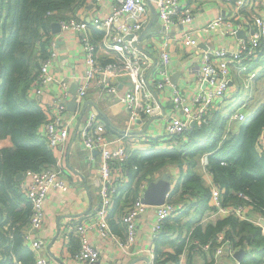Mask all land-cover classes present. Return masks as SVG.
<instances>
[{
	"label": "built area",
	"instance_id": "obj_1",
	"mask_svg": "<svg viewBox=\"0 0 264 264\" xmlns=\"http://www.w3.org/2000/svg\"><path fill=\"white\" fill-rule=\"evenodd\" d=\"M226 1L234 5L235 15L227 17L219 14L207 24L198 26L194 24V9L184 0H151L156 8L155 21L159 24L155 49L154 44L144 37L140 40V34L151 18L149 0H111L110 11L105 17L95 16L85 20L75 14L53 21L60 24L61 30L76 34L77 44L82 52L83 71L73 96L67 81L60 80L61 95H57L54 102L47 105L55 110V114L46 117L41 132L51 148L57 149L66 144L71 135V127L75 124L74 116L81 113L83 99L91 88L116 94L124 80L129 82L123 97L129 116V127L125 131L114 137L109 135L95 110H90L77 127V136L83 146L90 151H98L101 156V200L93 211L78 220L69 219L61 229L66 241L70 240L71 234L79 241V249L72 255L74 264H94L100 259L101 251L89 239L93 231H97L102 238L111 239L112 244L121 248L127 255L136 256L143 253L149 257V264H159L155 239L162 232L165 221L183 211L187 205L171 201L172 190L167 192L163 204L149 205L142 200L146 186L122 213L124 237L113 230L110 211L115 196L118 195L119 184L127 180L123 166L132 150L166 147L168 142L173 143L179 135L190 130L192 122L209 124L214 112L220 108L223 99L234 85L236 76L243 78L246 86L253 83L257 72L248 70V66L251 62H259L264 58V10H252V0ZM245 8H248L247 13L241 11ZM216 29L222 36L233 39L235 46L227 48L206 43L200 61L185 68V75L193 78L197 84L195 94L188 97L182 87L173 83L168 70L172 59L171 44L179 35L183 47L196 48L199 47V39L196 36L198 33ZM95 30L101 32L97 40L94 38ZM240 30L244 31V37L238 36ZM211 39L215 40L213 36ZM55 46L56 41L51 37L49 56L40 62L28 89V94L32 97L37 98L46 92V84L51 79L50 66L58 57ZM245 71L248 73L247 78L244 76ZM168 85L173 88L168 90ZM165 95L170 100L172 113L167 119L161 120L160 133L134 131L133 126L139 121L163 115L164 100L161 96ZM73 97L76 100V108L71 118L68 117L66 99ZM238 109L232 111L230 119L242 122L247 115ZM262 137L263 135L259 138L258 150L264 155ZM201 162L205 167L208 166V153L202 154ZM56 163L41 170H28L19 184L20 190L32 205L24 241L36 252L46 249L47 245L45 238L37 232L44 228L46 201L50 191H66L69 188L64 167L60 162ZM210 188V208L207 210L210 218L233 214L259 225L264 235V214L258 208L248 203L224 204V190L215 182L210 183ZM239 195L249 199L241 192ZM149 209L154 212L150 230L152 244L147 248H138V223ZM186 244L192 250L206 253L211 264H219L225 258H230L232 264H241L234 256L239 248L232 246L225 232L217 233L214 240L206 242L191 239L189 236ZM35 259V264H52L44 253L37 254Z\"/></svg>",
	"mask_w": 264,
	"mask_h": 264
},
{
	"label": "trees",
	"instance_id": "obj_2",
	"mask_svg": "<svg viewBox=\"0 0 264 264\" xmlns=\"http://www.w3.org/2000/svg\"><path fill=\"white\" fill-rule=\"evenodd\" d=\"M81 1L0 0V264H16L13 259L23 263L21 248L32 252L24 241L32 205L20 190L23 178L17 179V174L52 166L56 155L40 131L47 120L46 112L39 100L28 94V89L36 76L34 67H39L49 56L53 21L67 17L66 13ZM94 33L98 38L101 36L100 31ZM263 130L264 102L241 122L238 134L225 133V119L218 113L209 124H195L179 135L176 141L179 138L180 142L172 148L132 150L123 166L127 180L118 186L110 223L116 211L121 208L123 213L139 195V191L133 192L132 183L140 179L154 180V174L168 162L181 171L186 164L192 167L172 189L171 201L184 203L186 208L194 206L198 215H202L210 208L211 188L193 167L196 157L203 153H208V170L213 181L224 190L223 203H248L264 214V155L258 150ZM180 188L187 199L179 195ZM240 192L249 199L240 196ZM134 195L132 202L124 207L123 203ZM178 195L183 201H177ZM163 230L154 242L159 264L177 263L189 236L206 242L214 240L221 231L234 248L245 249L241 264H264L262 228L248 219L233 214L220 217L215 224H207L204 231L197 226L184 238H170ZM73 238L76 237L71 234L70 240ZM161 243L174 245L175 253L163 258L166 253L162 252ZM73 252L77 251L72 249ZM204 255L205 264H211Z\"/></svg>",
	"mask_w": 264,
	"mask_h": 264
},
{
	"label": "crops",
	"instance_id": "obj_3",
	"mask_svg": "<svg viewBox=\"0 0 264 264\" xmlns=\"http://www.w3.org/2000/svg\"><path fill=\"white\" fill-rule=\"evenodd\" d=\"M184 1L194 9L196 15L194 24L198 26L207 24L219 14H224L227 17L236 14L234 5L226 0ZM252 1L254 3L250 7L252 10H264V7L262 8L264 0ZM110 8L111 0H102L100 2L97 0H82L79 4L74 6L71 11H68L66 16L70 17L77 14L79 18L89 20V18L95 16L105 17L110 11ZM247 10L248 8H245L241 11L247 13ZM154 23H157V21ZM157 26L159 27L158 23ZM196 36L199 39V47L196 48L183 47L179 40V35L176 36V39H174L171 44L172 59L171 64L168 66L173 83L176 84V86L182 87L188 97L195 94V91H197V84L193 78H188L184 71L187 66L200 61L206 43L223 45L227 48L235 46V41L233 39L222 36L217 29L208 32H200ZM211 36L214 37V41L211 39ZM52 38L56 41L55 47L58 52V57L53 60L52 65L50 66L51 79L46 84L45 94L37 97L39 103L46 112V117H51L55 114V110L49 108L47 105L52 104L57 95H61L62 89L60 87V80L64 79L67 81L69 90L73 96V89L77 90L79 77L83 71L82 52L77 44L76 34L69 30H61L58 33H54L52 30ZM94 38L97 40V35H94ZM153 46V49H155L157 43ZM38 69V66L34 67V72L38 71ZM251 70L257 72L253 83L250 86H246L242 80L243 78L236 76V80L234 81L231 90L228 91L227 96L223 99L220 108L213 114L212 118H214L215 114L220 113L225 119L226 134L229 132L238 134L240 130L241 122L239 120L230 119L232 111L239 108L238 110L243 111L249 116L261 103L264 102V58L257 63L251 64ZM176 75L177 77L174 80L173 78ZM245 78H247V76H245ZM237 81L240 84V87L239 84H237ZM128 87L129 82L124 80L123 83L120 84L119 90L116 94L91 88L82 102V106L85 105L86 102L88 103L86 109L90 107L91 110L98 112L101 121L105 125V130L113 137L129 127V116L123 102V97L128 90ZM172 88V85H168L167 87L168 90H171ZM253 89H255V91H253ZM61 99H63V97ZM161 99L164 100L163 115L153 117L147 121H139L134 124V131L141 132V130H145L144 132L149 134L160 133L161 120L167 119L172 113L168 96H161ZM69 100L71 99H66V104ZM74 111L68 109V117L70 116L72 118L75 114ZM82 117V113L74 116L75 126L73 125L71 127V135L66 144L57 149L53 148L56 155V162H60L65 169V178L69 184V188L66 191L53 189L49 193L46 201L44 228L43 230H40V232H37L45 238L47 242L46 249L36 252L25 242V244L32 249V252H24L23 248H21L22 251L20 250V254L23 255L24 262L22 263L20 260L13 259L16 264H33V256L35 257L37 254L43 253L48 256L52 264H74L72 261V255L75 252L72 253V249H75V251L78 250V240L73 238L72 240L66 241L64 239V232H62L61 229L69 219L78 220L93 211L97 205L100 204L101 200L99 194V188L101 185V156L98 151H90L86 149L77 136V127L79 121L81 122ZM107 124H109V128ZM42 130L43 124L40 126V131ZM262 135L264 141V134L262 133L261 136ZM183 139H185V137ZM171 143L172 141L168 142L165 148H172L175 145H178V140L173 141L172 144ZM201 156L202 154L197 156L194 160L195 165L193 169L201 175L203 181L209 186L211 182H214L213 177L208 170V166L205 167L201 162ZM186 165H184L182 171L176 165H169L171 171H158L154 174L153 179H158L163 173L167 172L171 175V187L173 189L176 183L183 179L182 174L188 172V170L192 168ZM151 181L152 178L144 179L142 181L140 179L133 182V192L135 193L139 191L140 193L141 189L146 188ZM183 193L184 190L180 188L179 195L183 196L184 199H187V194L183 195ZM179 195L177 201H183ZM134 198L135 195L131 196L129 198L130 201L123 203V205L126 207ZM111 210H113V207ZM121 215L122 209L120 208L115 212L113 223L111 222V225L116 234L124 237L125 225L121 220ZM208 215L209 213L205 210V212L199 216L196 207L189 205V207L185 208L183 211L166 220L163 232H165L170 238H184L197 226H201L204 231L207 224H215L220 218L219 216H216V218H210ZM153 216V209H149V211L143 214L139 220L138 243L136 244L138 248H147L152 244L150 230ZM109 217H111V211ZM59 224L60 232L58 234L57 230L59 229ZM27 228L28 226H26L24 230ZM53 239L55 240L54 242ZM89 239L90 242L96 245L101 251L100 259L94 264H146V260L140 259L142 256H147L146 254L140 253L136 256L127 255L121 248L114 246L111 239L102 238L97 231H93L90 234ZM184 246L177 263L168 261L164 264H205L206 259L204 253L195 251L194 249L191 250L187 245ZM160 247L162 252L166 253L163 255V258H166L168 253H175L174 245L161 243ZM32 254L33 256H31ZM232 263L233 261L230 258H225L222 259L219 264Z\"/></svg>",
	"mask_w": 264,
	"mask_h": 264
},
{
	"label": "water",
	"instance_id": "obj_4",
	"mask_svg": "<svg viewBox=\"0 0 264 264\" xmlns=\"http://www.w3.org/2000/svg\"><path fill=\"white\" fill-rule=\"evenodd\" d=\"M149 5H150V10H151V18H150L149 22L147 23V25L145 26L144 30L141 32L140 40L143 37H145V35L147 34V32L149 31V29L151 28V26L153 25V23L156 20V16H157L156 8L153 5V3L151 2V0H149ZM52 30L54 33L60 32L61 31L60 24L58 22L52 23ZM244 35H245L244 31L240 30L238 32V36L244 37ZM176 77H177V75L173 79L175 80ZM73 93L74 94L76 93L75 89H73ZM87 106H88L87 102L85 103V105L82 106V110H81L82 114H84ZM67 107L71 111L75 110V108H76L75 97H73L71 100H69L67 102ZM191 125L194 126L195 122H192ZM144 131L145 130H141V132H144ZM23 176H24V173L20 172L17 174V179L23 178ZM171 179H172L171 175L169 173L165 172L158 179L152 180L144 191V194L142 196L143 202H145L149 205H161V204H163L166 200L167 192L172 190ZM59 232H60V224H59V229L57 230V233L59 234ZM54 239H56V238H54ZM54 239H53V242L55 241ZM244 253H245V249L240 248L235 252L234 256L237 260L241 261ZM140 259L146 260V264H149V257L148 256H142V257H140Z\"/></svg>",
	"mask_w": 264,
	"mask_h": 264
},
{
	"label": "rangeland",
	"instance_id": "obj_5",
	"mask_svg": "<svg viewBox=\"0 0 264 264\" xmlns=\"http://www.w3.org/2000/svg\"><path fill=\"white\" fill-rule=\"evenodd\" d=\"M157 30H158V26H157V23H153V25L151 26V28L149 29V31L147 32V34L145 35L144 39L145 40H148L150 41L151 43L155 44V42L157 41V38H156V34H157ZM155 39V40H154ZM254 63H257V62H251L248 66V70H251V64H254ZM244 75L247 76L248 73L247 71L244 72ZM237 84L238 81H237ZM239 87H240V84H239ZM253 91H255V89H253ZM91 110V108H87L83 114V117H82V121L86 118L88 112ZM79 138V137H78ZM80 140V139H79ZM179 140V138H178ZM81 141V140H80ZM162 171H171L169 169V162L162 166L161 168H159V172H162ZM158 172V171H157ZM130 201V200H129ZM125 207V206H124Z\"/></svg>",
	"mask_w": 264,
	"mask_h": 264
}]
</instances>
